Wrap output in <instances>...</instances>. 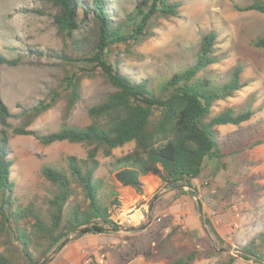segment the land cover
<instances>
[{"label":"trees","instance_id":"obj_1","mask_svg":"<svg viewBox=\"0 0 264 264\" xmlns=\"http://www.w3.org/2000/svg\"><path fill=\"white\" fill-rule=\"evenodd\" d=\"M39 1L55 12L53 23L69 48V54L48 51L47 56L70 66L83 63L85 68L66 72L35 105L18 107L16 113L10 112L0 97V264H46L69 239L116 232L120 227L113 222L110 209L120 208V203L117 193L107 189L96 176L100 168L98 157L113 158L114 150L128 144H133L132 150L113 158L109 165L110 173L122 188L142 196V179L152 176L159 181L160 189L176 197L198 196L201 207L205 205L212 211L230 200L235 184L229 180L224 190L206 183V189L213 191L211 195H203L193 185L201 179L207 162H214L211 179L227 171V155L218 128L239 127L253 116L250 111L236 114L232 109L213 113L215 104L233 98L246 87L241 80V66L224 79L207 75V69L218 62L213 48L215 32L201 38L193 62L181 70L164 79L137 81L124 73L122 56L131 57L135 47L150 40L161 21L177 18L179 3L134 0L132 10H123L118 19L109 11V0ZM244 11L264 15V2L255 0ZM79 13L83 19L89 17L94 28L88 35L77 37L83 25ZM254 47L264 51V37L256 40ZM2 50L5 48L0 45V68L21 64L20 58H8ZM96 76L111 92L88 108V125H68L71 112L81 101L84 81ZM61 102L64 108L58 131L42 135L30 130L42 115ZM16 137H33L44 147L62 142L80 145L85 149V157L67 156L60 166L43 165L40 174L48 184L44 199L39 205L21 206L14 198L15 182L11 179L9 142ZM203 223L215 244H223L211 223L206 219ZM190 234L198 236V231ZM170 238L167 235L164 240H154L146 252L127 255L125 262L139 255L147 260L164 255ZM236 252L246 261L264 264V235L241 241ZM217 253L221 254L215 249L196 250L170 264H194ZM232 263L229 257L224 264Z\"/></svg>","mask_w":264,"mask_h":264},{"label":"rangeland","instance_id":"obj_2","mask_svg":"<svg viewBox=\"0 0 264 264\" xmlns=\"http://www.w3.org/2000/svg\"><path fill=\"white\" fill-rule=\"evenodd\" d=\"M109 1L111 15L121 19L123 10H132L134 0ZM170 1L181 5L178 17L161 21L150 40L135 47L131 57L122 56L121 66L124 73L137 81L164 79L192 63L201 38L215 32L213 48L218 62L207 69V75L224 79L235 67L241 66V80L246 87L233 98L215 104L213 113L232 109L236 114L250 111L253 116L239 127L218 128L227 155L224 160L227 171L211 179L214 162H207L201 179L193 185L203 195H211L213 191L206 189V183L224 190L229 180L235 184L233 197L219 204L216 211L205 205L200 211L198 196L176 197L160 189L159 181L152 176L142 179V196L133 190L126 192L115 181L109 165L113 158L132 150L133 144H128L114 150L113 158L99 156L100 168L96 174L107 189H113L118 195L120 208L111 207L110 211L113 222L120 228L105 235L69 239L46 264H170L189 252L213 249L221 254L194 264H224L229 257L233 259L232 264H256L238 257L236 245L264 235V51L254 47L256 40L264 37V15L244 11L255 0ZM54 13L39 0H0V45L5 48L2 52L8 58L21 59L16 67L0 68V97L12 113L18 112V107L35 105L47 88L56 86L66 72L85 68L83 63L70 66L47 56L48 51L69 54L53 23ZM78 15L83 19L81 13ZM81 28L77 37L88 35L94 22L84 18ZM109 92L110 88L101 78L85 80L81 101L67 124L79 128L88 125V108ZM63 108L64 103H59L30 130L42 135L58 131ZM256 143L261 145L255 146ZM9 147L14 198L21 206L39 205L44 199L48 184L40 174L43 165L60 166L67 156L85 157V149L80 145L62 142L44 147L33 137L13 138ZM128 219L131 224L125 222ZM204 219L211 223L223 244H215L207 234ZM193 231H198V236L190 234ZM167 235L171 238L164 255L150 260L139 255L125 262L127 255L136 251L144 253L153 246L154 240H164Z\"/></svg>","mask_w":264,"mask_h":264},{"label":"water","instance_id":"obj_3","mask_svg":"<svg viewBox=\"0 0 264 264\" xmlns=\"http://www.w3.org/2000/svg\"><path fill=\"white\" fill-rule=\"evenodd\" d=\"M198 206H199V208H200V211H202V208H201V204H200V202H198ZM200 215L202 216V212H200ZM65 244H66V242H65L61 247H63Z\"/></svg>","mask_w":264,"mask_h":264},{"label":"crops","instance_id":"obj_4","mask_svg":"<svg viewBox=\"0 0 264 264\" xmlns=\"http://www.w3.org/2000/svg\"><path fill=\"white\" fill-rule=\"evenodd\" d=\"M124 190L126 191V192H132V189H130V188H124Z\"/></svg>","mask_w":264,"mask_h":264},{"label":"built area","instance_id":"obj_5","mask_svg":"<svg viewBox=\"0 0 264 264\" xmlns=\"http://www.w3.org/2000/svg\"><path fill=\"white\" fill-rule=\"evenodd\" d=\"M140 215H141V213H140ZM141 217H142V215H141ZM142 218H143V217H142ZM140 220H142V219H140ZM125 222H127V224H131L132 221H130V220L128 219V220L125 221Z\"/></svg>","mask_w":264,"mask_h":264}]
</instances>
